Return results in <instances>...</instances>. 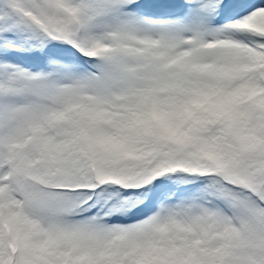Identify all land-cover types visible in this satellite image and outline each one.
<instances>
[{"label": "snow or ice", "instance_id": "6c2138e0", "mask_svg": "<svg viewBox=\"0 0 264 264\" xmlns=\"http://www.w3.org/2000/svg\"><path fill=\"white\" fill-rule=\"evenodd\" d=\"M0 264H264V0H0Z\"/></svg>", "mask_w": 264, "mask_h": 264}]
</instances>
